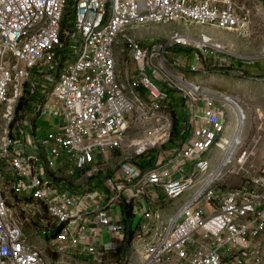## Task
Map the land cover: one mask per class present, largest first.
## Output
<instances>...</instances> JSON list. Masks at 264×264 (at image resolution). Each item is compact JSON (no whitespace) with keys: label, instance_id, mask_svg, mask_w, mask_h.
Listing matches in <instances>:
<instances>
[{"label":"built area","instance_id":"1","mask_svg":"<svg viewBox=\"0 0 264 264\" xmlns=\"http://www.w3.org/2000/svg\"><path fill=\"white\" fill-rule=\"evenodd\" d=\"M240 4L0 0V264H264V167L239 151L238 128L229 134L240 105L177 72L189 63L199 72L218 54L223 69L255 67L264 47L245 56L205 33L146 44L130 34L191 24L251 38L255 14ZM116 46L136 65L131 74L126 62L128 85ZM175 47L195 51L197 63ZM43 115L60 124L34 141ZM24 126L32 132L23 142L15 129L25 135ZM215 148L221 160L213 170ZM230 177L241 186L225 188ZM139 215L133 231L122 220Z\"/></svg>","mask_w":264,"mask_h":264},{"label":"rangeland","instance_id":"2","mask_svg":"<svg viewBox=\"0 0 264 264\" xmlns=\"http://www.w3.org/2000/svg\"><path fill=\"white\" fill-rule=\"evenodd\" d=\"M239 3L247 5V7H250L255 14L254 17V27H253V35L251 38L244 39L245 42L248 43V45L245 48H248L247 51L244 50V47L242 50L240 48L238 49V42L237 46L235 45L233 47V50L235 52H241L245 56H251L252 54H255L259 49H262L264 47V0H237ZM263 5V10H260L261 6ZM159 28V27H156ZM196 28V30H195ZM258 30V31H256ZM181 31H190L192 35H199V34H207L212 36L215 39H221L225 42L233 41V43H236V35L218 30L211 27L206 28H198L196 26H193L191 24L181 25V26H175L173 28H164V29H151V33L156 35L159 38V41L161 43L165 42V35H168V38H170L172 35H174L177 32ZM262 37H261V36ZM155 39L154 37L152 38ZM158 41V40H157ZM157 41H154L155 43H159ZM252 48H254L252 50ZM118 47L116 46V50ZM172 53L174 54H182L190 58L191 64L197 63L196 60V52H191L190 49H183L179 47L172 48ZM255 52V53H252ZM221 55H215L210 56L207 58H204V60L200 63V67H202L201 71L199 72H191L190 69V63L186 68H178V76L183 75L188 80L194 81L206 89H208L210 92L213 93H227L229 94L235 101H237L241 107L242 110V116L244 118L243 124L241 126V131L239 134V144H236L237 147H239V151H248L252 152V162L254 163V166L256 170L261 169L264 167V139L256 143L257 139L260 135L264 136V132L260 131L259 128L263 124L264 126V82H258V81H251L250 79H241L238 75L235 73L228 74L226 71L223 70L222 67H220V59ZM263 63L258 64L259 67L262 66ZM264 65V64H263ZM186 66V64H185ZM246 67H249L246 65ZM136 69V65L134 62H131V70ZM255 69V68H254ZM241 72V71H240ZM264 72V70L262 71ZM175 97H179L176 96ZM38 98V96L36 97ZM25 100V99H24ZM35 100V99H33ZM36 101V100H35ZM22 104H20L19 109H21ZM261 109V110H260ZM244 111V112H243ZM6 112V109H3L0 113V136L3 134V129L5 126V120H4V114ZM19 116V113L17 115V118ZM236 121V120H235ZM230 121L229 126L232 127V131L230 135L235 131V128L237 127V122ZM59 123L60 120L53 118L49 115H43L37 119L36 126H37V135L33 137V140L35 141L39 137H42L47 134V132L51 131L54 126ZM14 129V126L12 127V130ZM25 135H22L21 132L17 129H15V132L18 134V136L23 140H25V137H28L32 129L30 126H24ZM237 131V129H236ZM28 151L30 153H35L36 150L33 148H29ZM212 159H213V170L217 169V167L220 164L221 160V152L215 148L212 152ZM224 184L225 188H237L240 187L242 184V180L230 177L228 178ZM102 190V188H101ZM177 205L175 206V210L177 209ZM118 210V209H116ZM145 212L144 209L141 210V214ZM114 214L117 215L114 211ZM117 222H122L120 219H115ZM123 221L126 220L129 223V229L132 231L138 228V226L141 223V215L137 216L136 218L132 219H122ZM36 243L44 246L46 245V242L43 238H38L35 240Z\"/></svg>","mask_w":264,"mask_h":264},{"label":"crops","instance_id":"3","mask_svg":"<svg viewBox=\"0 0 264 264\" xmlns=\"http://www.w3.org/2000/svg\"><path fill=\"white\" fill-rule=\"evenodd\" d=\"M181 26V25H184V24H181V25H178V24H172V25H169V26H166V27H168V28H173V27H175V26ZM186 26V25H185ZM156 27H159V28H156ZM166 27H161V26H150V27H148V28H146V29H143V30H135V31H130V34L133 36V37H135L137 40H139V42H141V43H149V42H153L154 43V41H157V42H160L159 41V38L156 36V35H154L153 33H151L150 31H151V29H153L154 28V30H156V29H164V28H166ZM195 30H196V28H195ZM182 33H187V34H190L191 32L190 31H181ZM168 35L169 34H167V35H165V39H167L168 38ZM192 35V34H191ZM261 36V35H260ZM155 38L154 40L152 39V38ZM262 37V36H261ZM246 39H248V38H246ZM216 40H220V41H224V40H221V39H216ZM236 43H233V41H229V43L231 44V45H233V46H237V42H238V49L240 48V50H242V48L244 47V50L245 51H247L248 50V48H245L247 45H248V43L247 42H245V40L244 39H241V38H238V37H236ZM254 48H252V50H253ZM261 49H259V51H260ZM259 51H257V52H259ZM256 52V53H257ZM238 54H240V55H244L243 53H241V52H237ZM252 53H255V52H252ZM116 60H117V73H118V76H119V79H120V81L122 82V83H124L125 85H128L129 84V81H128V79H127V74H128V67H129V72L131 73V74H133L134 72H135V69H132L131 70V63H130V65L127 67V65H126V62L129 60L130 62L132 61L131 60V58L129 59L128 58V56L126 55V54H124V53H122V47L120 48V47H118V49L116 50ZM260 64V63H259ZM264 64V63H263ZM262 64V66L261 67H259L258 65L257 66H255V67H246V63L245 62H237L236 64H235V67H236V70L239 68V71H241V72H247L250 76H248V77H242L243 79H250L251 81H253L254 80V76L255 77H257V76H264V72H262L263 70H264V65ZM255 68V69H254ZM240 73V72H239ZM238 73V74H239ZM238 74H236V75H238ZM250 77V78H249ZM241 78V77H240ZM241 78V79H242ZM222 94H226V95H229V94H227V93H222ZM261 110V109H260ZM231 121H235V118H234V113H233V118H231ZM36 122H37V120H36ZM236 122V121H235ZM59 124H60V122L58 123L57 122V124L54 126V128L52 129V130H55L58 126H59ZM262 126H263V124H262ZM35 130H36V134H37V126H35ZM51 130V131H52ZM231 131H232V127L230 126V128H229V134L231 133ZM50 132V131H49ZM212 155V154H211ZM210 155V156H211ZM212 157V156H211Z\"/></svg>","mask_w":264,"mask_h":264},{"label":"trees","instance_id":"4","mask_svg":"<svg viewBox=\"0 0 264 264\" xmlns=\"http://www.w3.org/2000/svg\"><path fill=\"white\" fill-rule=\"evenodd\" d=\"M73 5H74V2H71L70 7L68 9V13H69L68 20L69 19H72V20L74 19L73 16H72V11H71ZM68 20H66V23L68 22ZM234 67L235 66H233V68L223 69V70H227L226 72L228 74H230L232 71H239V68L236 70V69H234ZM244 73H245V76H250L247 72H244ZM257 77H264V76H257ZM175 94L176 93L174 91L170 92L171 99L173 100V102L174 103H176V102H179V103L182 102L181 99L178 100V98L175 97ZM175 117H176V119H175V129H174V132H175L176 135L179 136L180 135V132H181V130L183 128V125L185 123V117H184L183 111L181 110L180 105L179 106H176Z\"/></svg>","mask_w":264,"mask_h":264},{"label":"bare ground","instance_id":"5","mask_svg":"<svg viewBox=\"0 0 264 264\" xmlns=\"http://www.w3.org/2000/svg\"><path fill=\"white\" fill-rule=\"evenodd\" d=\"M239 109H241V107H239ZM244 112V111H243ZM239 120L240 121H238V129H239V132L241 131V126H242V124H243V121H244V118H243V116L241 115V113H240V116H239ZM238 132V133H239ZM239 135V134H238ZM238 139H239V136H236V142H238Z\"/></svg>","mask_w":264,"mask_h":264}]
</instances>
